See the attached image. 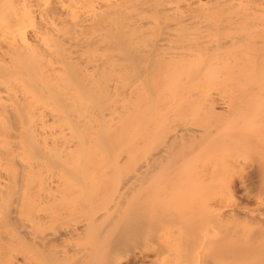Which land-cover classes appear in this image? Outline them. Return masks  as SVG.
<instances>
[{
	"label": "bare ground",
	"instance_id": "6f19581e",
	"mask_svg": "<svg viewBox=\"0 0 264 264\" xmlns=\"http://www.w3.org/2000/svg\"><path fill=\"white\" fill-rule=\"evenodd\" d=\"M0 264H264V0H0Z\"/></svg>",
	"mask_w": 264,
	"mask_h": 264
},
{
	"label": "rangeland",
	"instance_id": "374dc122",
	"mask_svg": "<svg viewBox=\"0 0 264 264\" xmlns=\"http://www.w3.org/2000/svg\"><path fill=\"white\" fill-rule=\"evenodd\" d=\"M237 194H238V196L241 195V190H240V189H239V190L237 189ZM240 202H241L242 204H245V202H246L247 204L249 203V202L244 201V200H240ZM240 214H241V213H240ZM238 215H239V213H238ZM236 220L238 221V219H236ZM236 220H235V219H234V220H231V221L229 222L230 225L228 224V226L230 227V226L233 225V226L230 227V228H234V226H237V223H239L240 221L237 222ZM240 220H241V219H240ZM233 221H234V222L236 221L237 223H236V222L234 223ZM231 222H233V223L231 224ZM225 224L227 225V223H225ZM225 224H224V225H225ZM239 224H242V223L240 222ZM226 225L224 226L223 229H225V230H229V228H227V229L225 228V227H228V226H226ZM238 226H239V225H238ZM231 230H232V229H230V231H231Z\"/></svg>",
	"mask_w": 264,
	"mask_h": 264
}]
</instances>
